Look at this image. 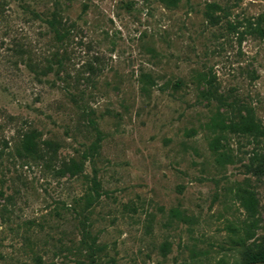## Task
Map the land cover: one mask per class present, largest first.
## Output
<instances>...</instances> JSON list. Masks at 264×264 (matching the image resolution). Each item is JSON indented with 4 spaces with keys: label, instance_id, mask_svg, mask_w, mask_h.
Returning a JSON list of instances; mask_svg holds the SVG:
<instances>
[{
    "label": "rangeland",
    "instance_id": "obj_1",
    "mask_svg": "<svg viewBox=\"0 0 264 264\" xmlns=\"http://www.w3.org/2000/svg\"><path fill=\"white\" fill-rule=\"evenodd\" d=\"M252 259L264 0H0V264Z\"/></svg>",
    "mask_w": 264,
    "mask_h": 264
},
{
    "label": "trees",
    "instance_id": "obj_2",
    "mask_svg": "<svg viewBox=\"0 0 264 264\" xmlns=\"http://www.w3.org/2000/svg\"><path fill=\"white\" fill-rule=\"evenodd\" d=\"M45 22L53 30L54 34L58 38L63 36L62 35L63 33H60L57 27L59 24V19L56 17V12H53V14L48 19H46ZM203 79L204 82L207 84L206 91L204 92V94L205 96L212 98L215 95V90L212 88L213 86L212 80L206 76H204ZM90 124L95 128L96 132L99 133V130L95 126V122L93 120H90ZM96 148H97V143L93 145V149ZM98 188H99L98 181L96 179H93L88 198L94 199L95 197H98L100 195ZM248 264H258V259H252L251 261L248 262Z\"/></svg>",
    "mask_w": 264,
    "mask_h": 264
}]
</instances>
